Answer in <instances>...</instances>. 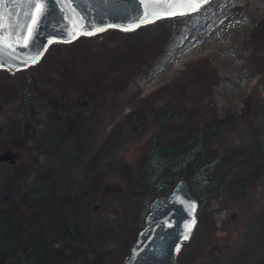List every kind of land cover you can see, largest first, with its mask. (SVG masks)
<instances>
[{"label":"rangeland","instance_id":"1","mask_svg":"<svg viewBox=\"0 0 264 264\" xmlns=\"http://www.w3.org/2000/svg\"><path fill=\"white\" fill-rule=\"evenodd\" d=\"M262 16L264 0H208L196 11L152 20L164 44L125 87L108 80L114 73L105 55L126 30L140 24L117 30L108 26L92 36L81 33L68 40L72 44L61 40L59 47L50 49L51 41L36 63L14 70L0 66V87L10 82L14 91L0 106V264H44L38 257L31 263L37 253L33 244L52 240V245L58 236L67 243L72 234L58 229H65L71 218L89 228L95 245L102 239L115 241L118 251L108 261L123 264L140 229L135 226L141 204L138 173L149 141L161 127L164 102L173 106V121L164 130L187 135L192 107L209 93L216 114L229 120L215 147L245 142L250 148L240 145L238 151L247 159L263 154L264 46L246 38ZM73 51H78L75 63L70 60ZM202 55L217 66L218 80L182 76ZM50 68H71L75 77L97 82L98 87L79 106L61 105L60 111L49 102L45 105L46 96L34 87L29 93L34 104L26 102L29 78L47 74ZM146 95L151 99L142 104ZM65 101L73 105L71 97ZM136 107L141 112H132ZM70 116L84 127L63 121ZM119 119L125 122L112 130ZM235 159L233 152L217 158L208 169L211 177H219ZM211 206L216 237L200 243L194 228L178 251L179 264H240L242 249L251 254L243 264H257L264 255V167L237 158ZM107 215L117 220L115 226L102 222Z\"/></svg>","mask_w":264,"mask_h":264},{"label":"trees","instance_id":"2","mask_svg":"<svg viewBox=\"0 0 264 264\" xmlns=\"http://www.w3.org/2000/svg\"><path fill=\"white\" fill-rule=\"evenodd\" d=\"M155 25H157L156 21H150L140 24L135 30H126L121 40L116 43L109 54L105 55V61L108 60L110 63L109 70L114 73L108 76L109 81H115L120 87H125L127 82L140 70L144 60H147L156 51L157 46L161 47L160 45L164 44ZM113 29L117 30L118 28ZM95 34H84V36ZM246 38L248 41L264 46V16L255 21L251 33L247 34ZM73 42L65 41L64 43L72 44ZM59 43H61V40L51 42L50 49L52 45L57 46ZM77 54L78 51L70 53V60L73 63H75ZM182 76L191 77L192 79H209L214 82L218 80L220 73L217 66L211 62V59L206 55H202L188 64ZM97 84L99 83L83 77H75V73L71 68L70 71L64 69L57 72L50 68L47 74L42 73L39 77L32 74V78H29V82L24 88L26 92L23 94V99L30 104H34V100H31L32 96L29 95L30 90L34 87L46 96L45 105L49 102L57 111H60L61 105L66 107L79 106L78 102L86 100L90 93L98 87ZM208 92L207 90L206 93ZM13 96L14 91L10 82L1 86L0 106L7 103ZM70 97L73 105L65 101V98L70 99ZM77 98L78 101L75 102ZM200 98L201 100L195 102L191 109V116L188 117L191 128L187 135H169V131L164 130L163 126L169 124L170 120L173 121V106L171 101L163 103L161 111L164 116L160 118L161 127L158 126V131L154 132V137L149 141L138 173L141 182L139 188L141 204L136 214L135 226L139 229L144 223L151 201L147 194L155 196L167 192L178 178L185 176L189 180L194 194L200 198L199 219L195 226V233L197 240L203 243L217 235L218 224L215 211L211 206V198L219 195L221 185L229 175L231 168L235 167L237 158L241 162L249 160V165L255 164L264 167V153L259 157L254 156V158L247 159L244 152L238 151L240 145H242V149L250 148L245 142L243 144L222 142L219 147L217 145L215 147L217 138L227 128L229 120L216 114V104L209 93L207 95L204 93ZM147 99H151V95H146L140 102L143 104ZM132 112H141V107L134 108ZM80 119L77 118V120ZM63 121L70 122L71 125L83 126L81 121L77 122L72 116ZM134 121L137 122L136 116H134ZM124 122L125 120L119 119L113 125L112 130L119 129ZM68 126L70 125L66 124L65 128ZM214 148L216 150H213ZM232 152L236 158L235 161L227 164L219 177H211L208 169L213 168L214 161L222 156H229ZM94 210L99 212L100 208ZM107 216L109 217L102 218V222L108 225L113 223V226H115L117 220L111 215ZM58 230L66 235L68 233L72 234L70 237H66L67 243L63 241L64 238L59 236L57 237L59 239L54 240L52 245L50 244L52 240L48 245L39 242L34 243L37 253L31 255V263L38 257L39 261L44 264H113L108 260L112 256H116L115 253L118 251L114 244L115 241L102 239L100 243L95 245L92 243L89 228L73 218L69 219L65 229ZM114 231L117 233L116 230ZM121 241L123 242L122 239ZM74 249L78 251L76 252ZM239 255L240 264L249 262L251 258L250 251L246 249H242ZM263 256H259L257 264H262L264 261ZM261 259L263 260L261 261Z\"/></svg>","mask_w":264,"mask_h":264},{"label":"water","instance_id":"3","mask_svg":"<svg viewBox=\"0 0 264 264\" xmlns=\"http://www.w3.org/2000/svg\"><path fill=\"white\" fill-rule=\"evenodd\" d=\"M197 3L198 0H190L187 4L166 7L164 0H157L156 4L148 0H71V3L47 0V12L37 26L31 23V18L39 15L36 7L23 0H0L2 39L11 45L0 65L14 70L38 60L51 41L72 40L81 33H93L108 26L131 29L169 16L164 14L168 10L190 12L186 9L197 8ZM149 12L152 14L147 15ZM26 27L31 29L34 39L24 47L21 45L27 35ZM199 207L200 198L185 176L178 178L167 192L153 196L123 264H179L178 251L198 222Z\"/></svg>","mask_w":264,"mask_h":264},{"label":"snow or ice","instance_id":"4","mask_svg":"<svg viewBox=\"0 0 264 264\" xmlns=\"http://www.w3.org/2000/svg\"><path fill=\"white\" fill-rule=\"evenodd\" d=\"M23 2L28 3L30 5H32L33 7H36L37 12L39 13V15H37L35 18H31V23L32 24H36L38 26V21L41 20L43 18V16L46 14L47 12V0H23ZM69 2L71 3V0H69ZM149 3L151 4H156L157 0H148ZM190 0H164L165 6L166 7H170L172 5H181V4H187L189 3ZM191 2H195V0H191ZM206 2V0H198L197 3V8L199 7L200 4ZM39 5H43V7H39ZM197 8H190V9H186L187 11H196ZM152 13L149 12L147 15H151ZM165 15H184L185 11H172V10H168L164 13ZM98 30H102V29H98ZM4 29H3V25L2 23H0V64H2L4 62V57H5V50L8 47H11V45L6 44L4 42V40L2 39V33H3ZM25 31L27 33L26 37L24 38V42L21 46L27 47L29 40L30 39H34V36L32 34L31 29L29 28H25ZM91 34V33H89ZM17 43H20L19 41ZM33 63H36L37 60H33ZM191 229H189L190 231ZM185 239H187V236H185Z\"/></svg>","mask_w":264,"mask_h":264},{"label":"bare ground","instance_id":"5","mask_svg":"<svg viewBox=\"0 0 264 264\" xmlns=\"http://www.w3.org/2000/svg\"><path fill=\"white\" fill-rule=\"evenodd\" d=\"M123 29V28H122ZM0 66H2V65H0ZM10 70V69H9Z\"/></svg>","mask_w":264,"mask_h":264}]
</instances>
